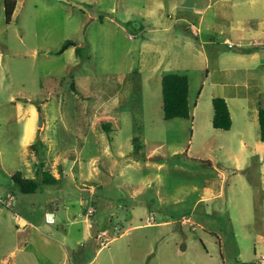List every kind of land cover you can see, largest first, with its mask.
I'll return each instance as SVG.
<instances>
[{
    "label": "rangeland",
    "instance_id": "374dc122",
    "mask_svg": "<svg viewBox=\"0 0 264 264\" xmlns=\"http://www.w3.org/2000/svg\"><path fill=\"white\" fill-rule=\"evenodd\" d=\"M206 3L208 0H17L7 23L0 0V264H212L215 259L205 257L206 248L222 264L216 234L222 238L226 264L259 261L260 245L256 244V256L253 245L255 234L263 229L258 226V211L250 214L243 196L229 195L227 209L205 217L202 206L194 204L198 192L186 195L182 202L169 196L168 191L176 185L201 184V172L209 166L187 157H197V148L202 156L208 155V150L191 146L188 156L184 152L177 157L170 155L168 143L186 141L191 120L164 119L162 105L158 104L160 100L162 103L161 83L159 79L156 83L148 66H140L146 56L141 43L155 42L156 35L169 40L173 36L180 40L188 37L200 46L199 40L212 30L207 28V19L199 25L191 20L195 16L191 9ZM174 4L179 7L172 8ZM211 22L216 21L210 18ZM186 25L191 26L190 31ZM196 28L199 39L195 38ZM66 40L80 47L79 52L72 45L56 52ZM187 75L191 95L195 96L197 75L191 70ZM107 100L123 119L121 134L117 133L115 139L130 150L132 141L130 145L124 139L130 133L138 137L145 154L163 142L152 155L164 156L154 161H163L165 167L141 168L127 180L118 171L96 178L91 194V182L77 173L68 174L67 167V174L56 183L40 182L35 192H21L11 174L24 170L29 158L36 160L38 169L51 171L47 161L55 150L63 148L62 143H70L88 159L96 148L80 147L79 129L92 117L82 114V109L97 108L99 102ZM31 103L49 111L43 116L49 134L59 131L61 144L49 147V141L40 139L37 151L29 146L24 149L20 135L25 119H20L18 107L28 110ZM66 108L75 110V115H66ZM41 120L38 117L36 121L40 129L44 125ZM106 120L113 126L112 120ZM183 123L186 130L180 131ZM62 125L70 127L68 134ZM210 155L215 166H230L226 158ZM206 157L199 159L208 161ZM178 164L194 169L186 175L175 166ZM147 171L148 176L159 173L165 199H158L155 186H140V192H133L136 179ZM259 171H264V164L260 169L256 163L251 170L253 178ZM259 182L264 183V175ZM148 217H152L153 225L145 224ZM22 219L33 222V226L20 225ZM161 220L170 223L158 226ZM18 225L22 226L19 230ZM234 235L238 252H234L231 241ZM11 249L13 254H9Z\"/></svg>",
    "mask_w": 264,
    "mask_h": 264
},
{
    "label": "crops",
    "instance_id": "0c3cea01",
    "mask_svg": "<svg viewBox=\"0 0 264 264\" xmlns=\"http://www.w3.org/2000/svg\"><path fill=\"white\" fill-rule=\"evenodd\" d=\"M178 7L174 4L172 8ZM192 8L195 16L191 20H195L199 25L207 19V28L212 30V33H208L205 39L199 40L200 46H197L194 41L192 43L191 38L188 37L180 40L178 36H173L169 40L167 36L160 35H156L155 42L141 43V48L146 51V56L142 59L140 66L142 69L148 66V71H150V75L155 76L157 84L158 79L161 83V77L167 71H183L187 74L188 70H191L194 71L198 79L194 96V94L191 95L188 78V101L191 115L189 137L186 141L171 142L168 145L172 148L170 155L173 157H177L183 152L187 154L191 146L206 147L208 155L204 156H207L206 158L211 164L201 172V184L193 182L176 185L168 193L169 196L174 197L176 202H182L186 195L193 191L198 192L194 204L202 206L203 217L227 209L229 195L238 196L240 194V197L243 196L247 201L250 214L255 210L258 211V226L263 230L260 229L255 234L253 252L256 256V244H258L262 255L264 254V183L259 182V178L261 179L264 175V171H259V176L253 178L251 170H255L256 163L260 169L264 164V142L259 140L258 128V111L260 108H264V38L260 37L264 34V0H208L204 7L194 6ZM207 14L216 22L210 23V18L206 17ZM190 28L191 26L186 25L187 30L190 31ZM197 30L199 29L196 28L195 38L199 39ZM228 41L241 44V46L229 47ZM251 47L257 49L250 53L237 51L239 48ZM148 57L151 58L147 60ZM159 91L155 92L157 97L160 95ZM215 97L224 98L227 103L232 120L229 130L215 129L212 126V100ZM27 100L29 101V98ZM107 102L108 100L99 102L95 106L97 108L86 106L82 109V114H89L92 117L88 119L86 125H81L79 129L82 140L80 147L95 146V153H91L86 160L81 156V150L74 144L62 143L63 148L59 151L55 150L54 155L47 161L50 166L52 165L51 173L58 178L67 173L72 176L77 173L78 177L90 181L89 194L94 193L95 185L93 184L95 181L92 182V180H96V178L108 177L118 171L122 174L119 175L126 177L127 180L132 178V172H139L141 168L160 170L165 167L163 161H154L155 158L163 159L164 156L152 155L153 150L162 146L163 142L157 143L145 158H137L132 154L133 147L126 150L124 142L115 139L117 133L121 134L123 119L120 115L121 112L117 111L114 104ZM158 104L162 105L161 100ZM18 108L22 112L20 119H25L20 135L21 144L25 150L35 140H38L39 143L49 141V147L61 144L62 136L60 137L59 131H56L54 135L49 134V124L43 117L47 116L49 111L41 105L38 110L33 103L29 105L28 110H24L20 106ZM66 109L68 110L65 112L66 115H75V110ZM58 111L62 112L63 110L60 108ZM38 117L42 118L41 122L44 124L41 129L36 123ZM29 119H31L30 133H28ZM102 119H110L114 123L113 126L111 123L109 133L102 131L100 125ZM185 125L181 124L179 130H186ZM69 128V126L62 125V130L67 131V134L70 131ZM97 130L100 131L97 132ZM124 139L130 142L132 135L129 133L125 135ZM54 141L56 143H53ZM197 150L195 151L197 157L192 158L204 157L198 153L200 151L198 148ZM211 153H214L216 158L223 157L229 160L230 166H215L210 160ZM29 160L30 162H26L24 170L16 171L23 177H33L39 171L36 160L34 158H29ZM175 166L186 175L194 169L181 164ZM67 167L68 172L66 171ZM148 175L147 171L136 179L137 187H133V192H140V186H155V195L158 199H165L167 196L160 190L159 173ZM99 185H102L101 180ZM8 194L7 196H9ZM261 218L263 219L261 220ZM227 219L231 224L232 218L228 215ZM251 219V222L255 221L252 215ZM168 223H170L169 220H161L157 225L164 226ZM19 224L33 226V222L28 219H22ZM20 225L16 228L17 230L22 227ZM116 230H119V227ZM216 237L219 242L221 262L226 264V259L221 252L222 238L217 234ZM231 241L234 243V252H238L235 235ZM13 253L14 250L11 249L9 254ZM205 254L206 258L215 259L212 264H219L217 255L215 257L210 255L207 248ZM262 263L264 260L252 262V264Z\"/></svg>",
    "mask_w": 264,
    "mask_h": 264
},
{
    "label": "trees",
    "instance_id": "16d2710c",
    "mask_svg": "<svg viewBox=\"0 0 264 264\" xmlns=\"http://www.w3.org/2000/svg\"><path fill=\"white\" fill-rule=\"evenodd\" d=\"M17 0H3V10L5 21L8 23L13 15L16 7ZM75 46V52L78 53L80 47H77L75 43L71 40H66L61 47L56 50V52L61 53L69 46ZM257 48H239L237 51L250 53L255 51ZM71 87H74L72 84ZM161 87H162V110L163 117L166 120L174 118H185L189 119L190 115V105L188 101V75L184 72L179 71H167L163 73L161 77ZM75 89V88H74ZM213 114H212V126L215 129L229 130L232 125L231 116L227 103L224 98L215 97L212 100ZM37 109L40 106L37 105ZM101 128L110 132L111 122L106 119L101 120ZM258 128H259V140L264 142V108H260L258 111ZM133 144L132 154L137 158H145L146 154L141 152V145L139 144L138 137L134 136L131 139ZM38 140H35L29 145L30 149L37 151L39 147ZM190 158L191 161H198L201 165H210L209 161L202 159ZM37 179L34 177H23L19 172H15L12 175L14 183L19 187L20 191L23 193H32L38 189L41 183H56L58 177L54 176L50 170L40 169L37 172Z\"/></svg>",
    "mask_w": 264,
    "mask_h": 264
},
{
    "label": "built area",
    "instance_id": "2783aa9c",
    "mask_svg": "<svg viewBox=\"0 0 264 264\" xmlns=\"http://www.w3.org/2000/svg\"><path fill=\"white\" fill-rule=\"evenodd\" d=\"M255 43L259 44L258 42H255ZM260 43H262V42H260ZM227 44H228L229 47H240L241 46V44H235V43H232V42H229V41L227 42ZM186 220H188V219H186ZM152 222H153L152 221V217H148L145 224L150 225V224H152ZM259 260L260 261L264 260V254L260 255Z\"/></svg>",
    "mask_w": 264,
    "mask_h": 264
},
{
    "label": "bare ground",
    "instance_id": "6f19581e",
    "mask_svg": "<svg viewBox=\"0 0 264 264\" xmlns=\"http://www.w3.org/2000/svg\"><path fill=\"white\" fill-rule=\"evenodd\" d=\"M30 132H31V119H29V121H28V133H30Z\"/></svg>",
    "mask_w": 264,
    "mask_h": 264
}]
</instances>
